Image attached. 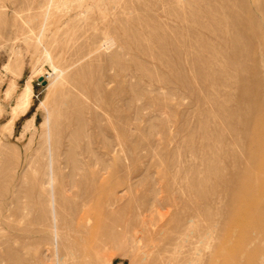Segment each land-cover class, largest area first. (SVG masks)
<instances>
[{
  "label": "rangeland",
  "instance_id": "1",
  "mask_svg": "<svg viewBox=\"0 0 264 264\" xmlns=\"http://www.w3.org/2000/svg\"><path fill=\"white\" fill-rule=\"evenodd\" d=\"M50 1L0 0V264H264V0Z\"/></svg>",
  "mask_w": 264,
  "mask_h": 264
},
{
  "label": "bare ground",
  "instance_id": "2",
  "mask_svg": "<svg viewBox=\"0 0 264 264\" xmlns=\"http://www.w3.org/2000/svg\"><path fill=\"white\" fill-rule=\"evenodd\" d=\"M91 4V3H89ZM100 4V3H99ZM109 4V3H108ZM59 5L57 0H51L48 7H47V15L50 16L55 12L56 7ZM83 5V4H82ZM93 6V3H92ZM90 7V6H89ZM91 8V7H90ZM88 8V10L90 9ZM93 8V7H92ZM100 8V7H99ZM83 11V10H82ZM78 12V11H77ZM83 13V12H82ZM85 13V11H84ZM87 14V13H86ZM83 15V14H82ZM83 17V16H82ZM45 31V30H44ZM42 34V33H41ZM44 34V33H43ZM41 35L40 37H42ZM39 42V40H38ZM41 42V41H40ZM31 53V52H30ZM47 57L51 59V55L48 53ZM38 63V62H37ZM54 64V63H53ZM62 76V71L57 65H53V73L50 74V79L53 81L52 84H55ZM33 93V86H32V80L29 79L26 83L25 89L20 97L18 106L15 108L13 112L12 118L5 124V128L12 134L13 132V125L15 122V119L19 116L21 112H24L26 109V106L28 105V102L30 100L31 94ZM97 98V97H96ZM46 108V119L45 121L41 124L42 127H45L47 129V144L48 146H52V140H53V135H52V125L54 123L55 115H56V110L54 108H48L45 103L42 104ZM88 111V110H87ZM37 131V125L35 123V117L32 119L28 120L25 125L23 132L21 134V137H25L27 134H31V139L35 136ZM15 135V134H14ZM51 149V148H50ZM52 151V150H51ZM50 151V152H51ZM53 164V157L51 156V167ZM52 175H53V170H52ZM48 185V184H47ZM74 185V184H73ZM69 190V189H68ZM72 190V189H71ZM222 198V197H221ZM154 204V203H153ZM55 219V218H54ZM140 234V232H139ZM57 240V239H56ZM58 260V259H57Z\"/></svg>",
  "mask_w": 264,
  "mask_h": 264
},
{
  "label": "water",
  "instance_id": "3",
  "mask_svg": "<svg viewBox=\"0 0 264 264\" xmlns=\"http://www.w3.org/2000/svg\"><path fill=\"white\" fill-rule=\"evenodd\" d=\"M41 80H43V78H41Z\"/></svg>",
  "mask_w": 264,
  "mask_h": 264
}]
</instances>
